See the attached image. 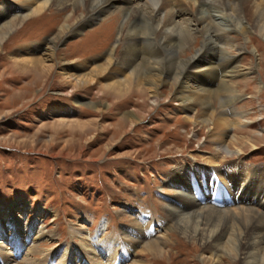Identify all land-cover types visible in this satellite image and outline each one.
<instances>
[{
  "label": "rangeland",
  "instance_id": "1",
  "mask_svg": "<svg viewBox=\"0 0 264 264\" xmlns=\"http://www.w3.org/2000/svg\"><path fill=\"white\" fill-rule=\"evenodd\" d=\"M7 1L19 5L14 0H0V9ZM189 7L181 4L174 12L192 14ZM56 12L54 7L46 18L21 24L0 51V209L24 203L29 208L25 222H36L38 229L53 235L41 251L56 257L60 249L69 252L77 248L79 255H69L74 264L90 263L94 256L89 259L82 251L96 248L97 252L104 245L108 251L101 264H118L117 246L126 239L124 231L142 214L152 219L147 229L162 228L168 239L163 255L142 253V246L135 248L136 259L143 264H242L236 241L227 246V254H219L162 225L169 221L165 207L178 201L177 188L168 184L170 176L184 171L189 162L209 171L190 178L191 185L196 181L194 193L209 186L210 176L217 179L214 171L221 168L219 161L236 160L254 170H264V46L258 33L252 31L251 40L229 34L230 51L253 72L235 79L243 96L235 106L247 113L248 122L241 121L233 133L243 143L244 152L240 157L224 159L216 155L217 143L210 136V128L190 119L193 113L197 117L201 109L189 113L177 105L169 87L163 89L164 97L156 105L149 94L145 98L127 95L120 99L103 97L98 85L75 88L55 62L45 65L52 70L47 80L38 73H23L21 70L28 69L16 64L19 50L40 45L42 48L34 54L41 51V55L52 38L62 64L76 66L103 57L114 43L122 20L121 15L109 16L80 33L56 38L65 18ZM183 13L175 18L176 22L191 17ZM83 14V8L74 11L69 22L73 29ZM244 21L251 23L248 16ZM256 47L259 52L255 54ZM249 139L255 149L245 143ZM197 178L202 180L200 187ZM221 186L223 190L217 192L211 186L205 199L198 195L196 199L203 203L210 199L221 206L231 200L229 186ZM85 241L91 246L86 248ZM7 256L0 251V264H7V259L8 264H44L47 260L44 254L29 260L23 255L13 254L11 259Z\"/></svg>",
  "mask_w": 264,
  "mask_h": 264
},
{
  "label": "bare ground",
  "instance_id": "2",
  "mask_svg": "<svg viewBox=\"0 0 264 264\" xmlns=\"http://www.w3.org/2000/svg\"><path fill=\"white\" fill-rule=\"evenodd\" d=\"M14 1L19 5L7 1L0 9V51L8 36L21 24L31 19L46 18L48 11H53L54 7L57 8L56 15L65 17L56 38L69 32L80 33L90 24L109 16H122L114 34V43L103 57L76 66L62 64L55 52V38H52L41 55V51L34 54L42 48L40 45L19 50L16 64L28 69L21 70L23 73H38L39 77H46L47 80L52 70L45 65L55 62L60 66L61 74L75 88L88 89L98 85L102 87L103 97L120 99L127 95L145 98L149 94L152 104L156 105L164 97L163 89L169 87V94H175L172 98L177 105L189 113L201 109L197 117L193 113L190 119L210 128V136L217 143L216 155L226 159L243 154V143H239V137L233 130L239 127L241 121H248L245 119L247 113L238 111L235 106L243 99L235 79L250 75L253 68H244L240 57L230 51L232 47L228 39L230 33H235L251 40L249 35L255 30L261 39L260 45L264 46V0ZM181 4L191 6L192 14L174 12ZM78 8H83L84 14L73 29L69 22ZM183 12L191 17L182 23L176 22L175 18ZM247 16L251 21L249 25L244 21ZM198 44H201L200 48ZM253 52L258 53V48ZM188 53L192 55L187 57ZM31 54H34L33 58H29ZM259 89L262 90L261 85ZM245 143L255 149L252 140ZM218 164L221 168L213 170L217 179L210 176L209 186L195 193L192 188L196 187V181L191 185L190 178L197 173L209 174L205 166L189 162L184 171L171 174L168 184L177 188L178 201L165 207L169 221L162 227L196 239L206 251L213 249L219 254H227V246L236 241L242 264H264V170H254L236 160L219 161ZM199 178L198 187L202 183ZM221 184L229 186L231 200L217 206L210 199L204 203L196 199V195L205 199L211 186L216 192L223 190ZM22 204L0 209L1 253L10 259L13 254L23 255L25 260L44 254L47 257L44 264H53L57 260L56 264H74L69 255H79L77 248V251L72 249L69 252L67 248L60 249L56 257L41 251L43 244L51 241L53 235L38 229L36 222L26 223L29 208ZM132 211L125 209V212ZM149 218L142 214L126 228V239L117 246L118 264H143L135 254V248L140 246L143 247L142 253L163 255L167 236L162 233V228L157 231L151 227L147 229L152 221ZM30 238L32 242L26 241ZM5 244L11 247H5ZM83 244L86 248L91 246L86 241ZM95 249L82 251L87 258L94 256L88 264H101L105 251H108L105 245L97 252Z\"/></svg>",
  "mask_w": 264,
  "mask_h": 264
}]
</instances>
